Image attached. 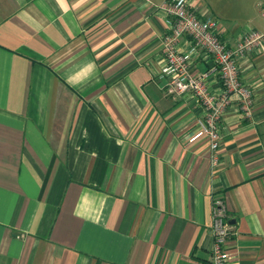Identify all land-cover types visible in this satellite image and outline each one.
I'll return each mask as SVG.
<instances>
[{
    "label": "crops",
    "instance_id": "crops-1",
    "mask_svg": "<svg viewBox=\"0 0 264 264\" xmlns=\"http://www.w3.org/2000/svg\"><path fill=\"white\" fill-rule=\"evenodd\" d=\"M165 1L0 0V264H210L215 198L231 264H264V45L239 60L252 110L231 101L211 167L201 103L162 76ZM188 1L229 46L264 30Z\"/></svg>",
    "mask_w": 264,
    "mask_h": 264
},
{
    "label": "built area",
    "instance_id": "built-area-1",
    "mask_svg": "<svg viewBox=\"0 0 264 264\" xmlns=\"http://www.w3.org/2000/svg\"><path fill=\"white\" fill-rule=\"evenodd\" d=\"M160 8L168 24L162 38V52L166 60L162 76L166 78L167 92H191L201 103L204 117L191 140L200 136L208 139V157L211 167H215L219 161V123L226 108L235 100L242 114L250 116L253 97L251 89L240 81L239 60L263 47L264 30L250 29L235 45L229 46L220 38L219 21L211 16L202 18L197 15L188 0H166ZM260 14L264 20V7ZM185 35L190 38V45L181 50L179 43ZM199 50L211 59L212 66L205 72L194 74L191 72V57ZM211 73L218 74L221 79L223 88L220 93H214L208 87ZM231 230L224 203L215 198L210 264H231L224 248Z\"/></svg>",
    "mask_w": 264,
    "mask_h": 264
},
{
    "label": "rangeland",
    "instance_id": "rangeland-1",
    "mask_svg": "<svg viewBox=\"0 0 264 264\" xmlns=\"http://www.w3.org/2000/svg\"><path fill=\"white\" fill-rule=\"evenodd\" d=\"M260 0H224V5L217 6V11L222 14H217L216 17H225L224 19H234L235 22L240 23L241 27H247V19L251 16H258L260 13ZM264 2V0H261ZM261 16V15H260ZM263 21L262 16L260 17ZM221 19V18H220Z\"/></svg>",
    "mask_w": 264,
    "mask_h": 264
}]
</instances>
